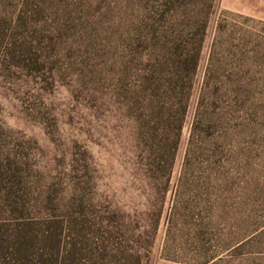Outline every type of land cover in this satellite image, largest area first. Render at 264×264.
Masks as SVG:
<instances>
[{
    "label": "rangeland",
    "instance_id": "obj_1",
    "mask_svg": "<svg viewBox=\"0 0 264 264\" xmlns=\"http://www.w3.org/2000/svg\"><path fill=\"white\" fill-rule=\"evenodd\" d=\"M194 53L157 166L138 93ZM20 188L38 248L105 229L148 264H264V0H0V196Z\"/></svg>",
    "mask_w": 264,
    "mask_h": 264
},
{
    "label": "trees",
    "instance_id": "obj_2",
    "mask_svg": "<svg viewBox=\"0 0 264 264\" xmlns=\"http://www.w3.org/2000/svg\"><path fill=\"white\" fill-rule=\"evenodd\" d=\"M179 60L181 65L178 64L180 67L175 75V82L172 78L167 80L162 76L163 74H157L159 76L156 77L152 74L146 80V87L138 93L143 92L148 98L150 92L159 89L157 96L162 101L159 110L162 124L151 127L148 123L149 128L145 135L147 146L151 151L150 157H153V162L157 166H161L164 162L171 167L174 163L193 90V82L188 78V73L193 76L196 72L199 53L184 59L180 57ZM187 64H191L189 69ZM138 94L134 98L135 102L138 101ZM147 100L150 101L149 98ZM147 104L146 102L145 106H142L139 102L141 107L139 109L134 106L132 117L144 121L148 119L146 122H149ZM170 113H176L177 116L170 118ZM193 133L194 129L192 137ZM19 184L24 187L23 182L19 181ZM21 191L20 188V194L15 195L14 200L0 196V207H8L2 208L4 212H1L10 215L7 218L0 216V264H148L139 252L130 249L122 242H113L114 232L105 229H101V238L90 235L86 243L81 245L75 241L66 242V236L62 231L53 240L51 238L47 242L43 240L45 246L38 248L34 241H31L38 237L32 236V232L29 231L32 225L29 209L27 210L30 199L24 198ZM87 255H91L92 260H86Z\"/></svg>",
    "mask_w": 264,
    "mask_h": 264
}]
</instances>
